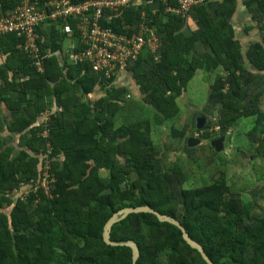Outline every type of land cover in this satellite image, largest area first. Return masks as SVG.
I'll return each instance as SVG.
<instances>
[{
	"label": "trees",
	"instance_id": "1",
	"mask_svg": "<svg viewBox=\"0 0 264 264\" xmlns=\"http://www.w3.org/2000/svg\"><path fill=\"white\" fill-rule=\"evenodd\" d=\"M243 2L264 35V0ZM237 3L208 0L194 8V31L186 19L166 12L164 5L155 14L154 7L142 1L111 21L116 32L128 36L146 25L160 43L155 50L145 47L127 67L142 89L143 105L139 120L128 117L120 124L124 91L92 73L88 65L61 64L57 53L65 36L60 28L38 29L41 53L46 56L43 73L18 48L20 38L0 37V49L10 58L3 75L10 69L25 78L20 83V102L13 104V112L18 111L13 124L15 132L27 139L28 149L13 160L14 149L0 144V264H132V250L107 245L103 232L117 212L143 206L178 220L213 264H264V166L254 168L260 172L246 188L229 177L224 151L210 144L217 171L211 176L200 171V182L188 185L190 175L182 163L194 162L177 158L166 163L168 152L153 141L152 122L144 115L149 105L155 116L171 121L178 113L177 100L196 73L223 69L226 75L216 76L209 94V101L220 105L219 129L209 133L206 126L200 140L225 137V145L235 143L234 164L245 165L243 159L252 162L259 156L264 163V111L259 107L264 93L256 91L264 82V39L244 52L231 24ZM19 5L20 0H0V11L11 12ZM144 37L149 40L150 33ZM197 42L204 50L195 49ZM11 81L16 89L18 79ZM96 86L108 97L95 104L80 102ZM49 96L59 110L50 113L42 126L32 127L46 110ZM21 108L29 118L19 113ZM171 134L185 137L173 128ZM246 138L250 141L244 145ZM46 163L55 179L52 191L24 195L31 182H39ZM104 173L107 181L101 177ZM111 240L134 241L140 251L137 264H207L176 226L153 214H130L113 226Z\"/></svg>",
	"mask_w": 264,
	"mask_h": 264
},
{
	"label": "built area",
	"instance_id": "2",
	"mask_svg": "<svg viewBox=\"0 0 264 264\" xmlns=\"http://www.w3.org/2000/svg\"><path fill=\"white\" fill-rule=\"evenodd\" d=\"M141 1L149 8L162 4L166 12L186 19L194 7L205 5L208 0H45L42 5L40 0H20L13 11H0V37L16 35L20 38L22 42L18 48L30 57L36 70L43 73L46 56L41 53L38 29L55 25L67 38L76 40L68 52L70 63L88 65L92 73L113 83L122 70L138 59L145 47L155 50L160 45L154 31L146 25H141L132 36L119 34L111 26V21L122 10ZM124 29L129 30V26L124 25ZM146 33L151 37L147 41ZM49 169L46 163L39 182H31L23 194H35L40 190L49 194L55 180L49 175Z\"/></svg>",
	"mask_w": 264,
	"mask_h": 264
},
{
	"label": "crops",
	"instance_id": "3",
	"mask_svg": "<svg viewBox=\"0 0 264 264\" xmlns=\"http://www.w3.org/2000/svg\"><path fill=\"white\" fill-rule=\"evenodd\" d=\"M237 2H238L237 3L238 7L236 10V13L234 14V16L231 20V24L235 29L236 39L240 42L241 47H245L244 52L246 53L248 48L253 43L262 42L264 39L263 38L264 35L262 34L261 28L258 25V23L253 21L250 12L248 11L246 6L244 5L243 0H237ZM194 8H196V7H194ZM160 10H161L160 7H158V8L154 7L152 11H153V13L157 14V13H159L158 11H160ZM192 10L187 14L186 20H187V24H188L189 29L194 31L196 29V23L191 19ZM173 14L175 16H177L175 13H173ZM184 28H186V26ZM75 42H76V40H74L72 38H67L66 36H65V38L63 37L60 52L57 53V56H59L61 58V61H62V62L60 61L61 64H65V62H67V63L70 62L69 57H68V52H69L71 45L74 44ZM2 45L3 44H1L0 47ZM194 47L197 51H201L202 49L204 50V48H203L204 46L200 42L195 43ZM8 55H9L8 53H6L0 49V144L4 145L3 149H5V148L14 149L13 155L11 156V159L14 160L19 156V153L21 150H28L27 149V139L24 138V135L19 134L18 132L17 133L15 132L18 130H17V128H15L16 124H13L14 123V113H18V111L13 112L16 110L15 109L16 106H14V105H16V103L19 104V102H20V100H19L20 99V88H21L20 83L22 84V81H24L25 78L22 77V74H20V73L18 75H15L12 72V70H10V69L7 71V75L6 74H5V76L3 75L4 71L2 70V68L6 67L7 61H8L7 59H10V58H8ZM245 61L248 65L250 64L249 60L247 61L245 59ZM9 65L12 67L13 62L9 63ZM250 68H251V66H250ZM217 71H220V72L216 73ZM217 71L211 72V73L199 71L196 73L195 77L193 78V80L190 83H192L198 76H202L204 78L203 81L208 82V80L211 79V76L209 74H216V76H219V75L225 76L226 75V73L224 72L223 69H220ZM251 71L254 74H257L256 73L257 71H255L253 69ZM204 73H206L208 75V77H206V75ZM200 74H202V75H200ZM21 77L24 79H22ZM13 78L18 79V82L16 84L17 85L16 89L15 88L12 89L11 84H10V82H12L11 80ZM209 82L212 84L213 80H210ZM113 83H114V88L116 90L118 89V90L124 91V93H125L124 99L126 101L124 109L121 110L123 118L119 119L118 124L123 122L124 121L123 119H126L128 117H131L133 119L138 118L139 117V109L143 105V103L141 101V99L143 98V94H142V89H141L140 85L134 79V76L131 73V71L128 70V68H126L125 70H122L117 75V77ZM211 84H209L210 90H211ZM107 97H108V95L106 94L105 90L101 89L100 86H96V88L88 96H85L84 98L80 97V102H83V103L84 102H86V103L90 102L92 104H95L99 99L107 98ZM179 99H178L179 101L177 100L178 113L176 114L175 117L170 119L171 121H163V119H164L163 116L162 117L161 116H159V117L155 116V112L153 110H151L150 108H148L149 105H147L148 107L145 106V109H144V115L147 116L146 118H149L152 122V125H151L152 136H153L154 132L156 134H159V138H157V140L152 138L153 141L156 143V145L159 149H163V150L166 149V151L168 152L166 157L171 158V159L173 157L178 158L177 155L168 156L171 148L179 146L181 140H183L184 147H185V145L187 147L188 139L193 137V136H190V134H188V133L187 134L185 133L184 138L183 137H174V135L171 134L172 128L176 129L178 131H187L186 127L189 124L191 125L194 122V127L196 126L195 123L197 124V122H196L197 117L198 118L199 117L206 118L207 123H208L209 118L207 116H205L206 112L208 113L207 109H214L212 107L217 108V106L219 105V104H216L214 102H210L209 97H208V101L205 104V106L198 108V107H195L193 105H190V107H189V106H187V104L184 103L185 101H187V90H186V92H184L183 96L180 97ZM45 101H46L45 106L48 107L50 105L51 109H47V107H46V110L41 112V115H38V119L32 125V127L37 126V125L42 126L45 121L50 119V113L56 114L57 111L59 110L57 107L56 100L52 96L45 98ZM7 102L9 103V105ZM178 102H179V104H178ZM49 110H51V112ZM219 110H220V108H219ZM183 112H185V114H183ZM19 113H24L27 116V118H29L28 112L25 111L23 108H21L19 110ZM24 123H26V122H24ZM71 123L72 122H70V121L67 122L66 127L70 126ZM195 129L198 130L197 128H195ZM28 130L29 129H27L26 131H28ZM199 138H200V136H199ZM158 140H159V144H158ZM244 141H246L248 143L250 141V139H249V141H247L246 139ZM226 147H227V145H225V142H224V149H223L224 152L226 150ZM174 158H173V160H174ZM258 158H261V157H258ZM166 160H165V162H166ZM246 160L249 161V158L247 157L246 159H243L244 162ZM12 195L16 196V195H18V192L15 191Z\"/></svg>",
	"mask_w": 264,
	"mask_h": 264
},
{
	"label": "rangeland",
	"instance_id": "4",
	"mask_svg": "<svg viewBox=\"0 0 264 264\" xmlns=\"http://www.w3.org/2000/svg\"><path fill=\"white\" fill-rule=\"evenodd\" d=\"M219 72L220 71H217L216 73H219ZM204 74L206 75V77H208V75L206 73H204ZM200 75H202V74H200ZM209 75L211 76L210 80L214 81L216 78V74H209ZM203 80H204V78L202 76H198L192 83L189 84V86L187 88V101L184 102L185 104H187V106L190 107V105H193L195 107L201 108V107L205 106V104L207 103L208 97L210 94L209 84H211V83L209 82L210 80H208V82L203 81ZM256 91L257 92L262 91L264 93V82L258 86ZM178 104H179V102H178ZM259 107L261 110H264V94H262V98L260 100ZM212 108H214V109H207L208 113L206 112V114H205V116H207L209 118L208 123L206 125V126H209V133H212L213 130L218 131V129H219L217 126V122L219 119L220 105H218L217 108L216 107H212ZM183 114H185V112H183ZM197 119H198V117L196 118V120ZM137 120H139V119H137ZM246 122L247 121L245 120L243 123H246ZM195 125L196 126L194 127V122H193V124H191V125L189 124L186 127L187 131H179V132H183L184 134L188 133V134H190V136H193L194 138L198 139L199 136H201L205 130H204V127L202 129L196 130L195 128H197V124L195 123ZM152 138L157 140V138H159V134H156L154 132ZM246 140L249 141V138H246ZM211 142L212 141H202L201 144L197 145L196 147L189 148L188 144H187V147H186V145L184 147L183 140H181L179 146L173 147L169 151L168 156L177 155L178 160H181V162L185 161V159H191L194 162V164H192V165H189L187 163H186V165H184L182 163V165L186 171L185 174L190 175V181L187 183L188 185L193 184L195 182V180L196 181L199 180V182H200V179H199L200 178V171H202V172L205 171L206 176H211L212 174H214L217 171L215 167H212L214 165L213 160L217 159V157L212 158L213 155H212V152L209 148ZM158 144H159V140H158ZM234 144L235 143H231V145L229 144L226 147L225 152L223 153V155H225V160L227 161V163H226L227 171H228L229 177L231 175L233 177L234 181L237 182V184L243 185L244 187L247 188L249 185V181L255 180L258 173L260 172V170L256 171L254 168L256 167V168L260 169V167L262 168L264 166V163L261 161L260 158H257L256 160H254L252 162H248L246 160L245 165H237L236 163L234 164L232 162L234 159V155H233ZM247 144L248 143L245 141L244 145H247ZM190 149H194V150L191 152ZM49 151H51V149H49ZM259 157H261V156H259ZM173 158L172 159L167 158L166 163L169 160H173ZM175 160H177V158H174L173 161H175ZM163 164L164 163L162 161L161 170H163V167H162ZM101 177L105 181H107L109 178L108 173L101 174ZM181 187H183V185H181ZM181 187H180V189H181Z\"/></svg>",
	"mask_w": 264,
	"mask_h": 264
},
{
	"label": "water",
	"instance_id": "5",
	"mask_svg": "<svg viewBox=\"0 0 264 264\" xmlns=\"http://www.w3.org/2000/svg\"><path fill=\"white\" fill-rule=\"evenodd\" d=\"M207 125V120L204 117H199L197 119V129H202ZM202 141L197 138H189L188 139V146L189 148H194L197 145H199ZM224 142H225V137H220L218 139H214L211 142V146L218 152L223 151L224 149ZM138 213H149L155 215L160 222L164 223H170L174 226H176L182 233V237L184 241L194 250H197L203 259L206 261L207 264H213L212 261L208 258L207 254L205 253L203 247L197 243L195 240H193L189 234L187 233L186 229L184 226L175 218L169 215H163L154 209H152L149 206H143V207H137V208H125L122 209L121 211L117 212L114 214L109 221L106 223L104 227V232H103V239L104 242L107 245L110 246H126L129 247L132 250V264H137L138 259L140 258V251L137 246V244L134 241H123V242H115L111 240V231L113 226L120 222L121 220L125 219L128 217L130 214H138Z\"/></svg>",
	"mask_w": 264,
	"mask_h": 264
}]
</instances>
